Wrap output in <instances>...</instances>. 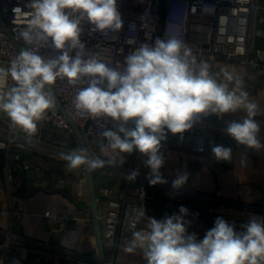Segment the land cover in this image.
I'll list each match as a JSON object with an SVG mask.
<instances>
[{
    "label": "clouds",
    "instance_id": "1",
    "mask_svg": "<svg viewBox=\"0 0 264 264\" xmlns=\"http://www.w3.org/2000/svg\"><path fill=\"white\" fill-rule=\"evenodd\" d=\"M26 6L32 12L21 36L31 47L22 49L9 67H0V112L7 114L12 128H19L29 139L53 105L46 86L66 78L73 85L88 81L74 98L77 114L110 120L113 127L102 133L106 147L121 154L135 150L145 155L151 185L167 183L160 172L165 163L162 141L169 133L182 137L209 115L223 118L244 112L242 120L228 122L223 131L238 145L264 148L255 119L264 111L249 98L242 77L227 68L212 73L210 65L198 62L183 41L173 37L157 38L151 45L142 43L130 49L122 68L85 53L80 39L85 22L91 31L102 35L123 28L117 0H29ZM13 12L22 14L19 7ZM129 27L134 29V25ZM127 42L134 43L131 39ZM49 44L58 54L40 55L39 49ZM9 77L14 81L11 87H7ZM197 150L203 151L202 142ZM211 152L217 161L232 159L229 147L215 145ZM63 159L70 169L85 167L88 171L116 162L115 157L105 160L82 149L63 154ZM138 174L133 171L128 178L134 180ZM187 179L186 173L178 174L172 187L181 188ZM145 214L144 209L138 210L136 220ZM188 215L189 210L181 206L178 214L161 220L149 217L146 229L134 231L123 250H141L147 264H264V218L251 217L238 232L234 222L217 217L214 227L198 241L195 234L187 232Z\"/></svg>",
    "mask_w": 264,
    "mask_h": 264
},
{
    "label": "crops",
    "instance_id": "2",
    "mask_svg": "<svg viewBox=\"0 0 264 264\" xmlns=\"http://www.w3.org/2000/svg\"><path fill=\"white\" fill-rule=\"evenodd\" d=\"M254 1L261 9L253 14L250 22L249 55L259 62V71L252 72L241 65L215 64L213 73L227 68L242 77V85L249 98L264 111V21L260 22V18L264 19V0ZM252 75L259 76L253 80ZM244 116L245 113L240 111L225 114L219 121L214 120L207 131V152L204 155L161 144L165 163L160 172L167 183L156 185L149 183L150 169L145 164V155L135 150L130 154H121L107 148L104 141L95 142L96 149L91 151V156L105 160L116 158L114 164L94 170L108 179L97 187L99 215L106 211L107 201L123 200L124 211L145 210V216L139 219V227L146 228L149 217L161 220L178 214L179 208L184 206L189 210L186 219L201 225L197 233L198 241L214 227L217 217L230 224L234 222L240 227V232L251 217L264 218V148L256 150L238 145L223 131L228 122L242 120ZM255 119L261 128L259 138L264 143V115ZM8 131L19 135V141L15 142L9 155L17 154L20 159L9 161L13 176L9 193L4 188L2 173L5 164L2 159L7 153L0 151V242L6 234H11L13 243L20 248L0 264H76L74 254L98 261L87 188L81 198L77 196L79 183L85 179L84 167L70 169L63 159V154L79 149L74 134L66 138L62 130L45 125L37 126L35 136L29 139L19 128H12L7 114L0 112V132L5 134ZM42 142L47 144L44 146L49 147L48 150L40 147ZM62 144H66L67 148L61 154L54 147L58 145L60 148ZM215 145L231 148L232 159L217 161L211 152ZM136 170L139 174L130 180L128 176ZM184 173L188 176L186 183L174 189L172 181L178 174ZM60 181H63L61 185ZM140 184H145L148 189L146 198L131 195ZM104 190L109 192L108 195L102 194ZM65 207L70 209L71 215L78 214L91 222L81 226L72 220H62V209ZM66 229L80 231L75 250L61 249L64 241H71L64 236ZM188 229L189 226L187 232ZM136 230L139 229L120 227L113 264H147L141 250L137 249L134 253L123 250ZM105 258L111 261V256L106 255Z\"/></svg>",
    "mask_w": 264,
    "mask_h": 264
},
{
    "label": "built area",
    "instance_id": "3",
    "mask_svg": "<svg viewBox=\"0 0 264 264\" xmlns=\"http://www.w3.org/2000/svg\"><path fill=\"white\" fill-rule=\"evenodd\" d=\"M29 0H0V16L4 22L0 24V67L7 68L10 62L19 55L16 49V42L21 49L31 47L26 45L22 39L21 32L27 27L32 9L26 5ZM118 11L123 20V28L118 33L102 35L91 31V25L85 22L82 27L81 41L85 44V53L95 54L97 59L109 64L112 67L123 66L124 57L133 47H138L142 43L152 44L157 38L166 40L177 38L183 41L197 61H205L210 65L213 73L215 64L241 65L249 68L252 72H258L260 64L249 55L250 22L253 14L261 8L254 0H117ZM21 8L22 14L13 12L14 8ZM264 19L260 18V22ZM130 25L134 29L130 30ZM11 33V39L7 35ZM131 39L133 44L127 41ZM39 54L45 57L55 56L58 53L49 44L39 49ZM74 55V52L72 53ZM87 58V56H86ZM259 75H252L253 80H257ZM88 81L84 80L78 84H69L67 79H57V81L47 86L60 100L67 115L79 128L83 135L84 142L90 153L96 149L95 142H106L102 133L105 128L113 127L107 118H84L77 114L74 106V98L80 88L86 87ZM14 81L9 77L7 87L13 86ZM54 101V100H53ZM214 120L220 118L209 115L202 118L194 127L186 131L182 137L180 134H168L167 139L162 141L163 145L180 150H186L198 155L207 152V131ZM51 125L58 130L65 132L66 138L73 136L71 126L62 116L54 102L38 126ZM0 151L6 152L2 159L5 161L3 172L4 188L7 192L11 191L13 182L12 170L9 167L10 160H19L17 154L9 155L15 142L19 141V135L15 131H8L5 134L0 132ZM203 151L197 150L201 145ZM42 145V144H39ZM54 148L64 153L66 144L60 148ZM1 161V160H0ZM63 181H60V185ZM86 190L85 179L79 183L77 196L81 198ZM106 190L102 194L108 195ZM148 189L145 184H140L131 195L137 198H146ZM125 202L109 200L106 203L105 212L100 216L101 231L105 256H111V261L106 264H113L118 246V233L121 226L130 227L135 222V229H146L139 227V220H136L137 209L124 211ZM47 216L49 214H46ZM61 219L64 221H74L77 225L86 226L90 219L82 216L71 215L70 209H62ZM236 226V231L240 232V227ZM201 230L198 222L190 223L188 234H195ZM80 231L66 229L65 238L71 239L69 243H63L61 249L75 250L76 239ZM20 246L12 241L11 234H6L5 239L0 242V263L6 257L16 253ZM67 252V251H66ZM76 264H99L98 261L81 254H74Z\"/></svg>",
    "mask_w": 264,
    "mask_h": 264
},
{
    "label": "water",
    "instance_id": "4",
    "mask_svg": "<svg viewBox=\"0 0 264 264\" xmlns=\"http://www.w3.org/2000/svg\"><path fill=\"white\" fill-rule=\"evenodd\" d=\"M0 24L3 26L4 22L0 16ZM7 35L11 39V33L7 32ZM14 45H16V49L19 51L22 50L20 45L16 42H13ZM46 90L49 92V94L53 98V102L57 109L60 111L62 116L65 117L66 121L71 126L72 132L74 136L76 137V141L79 145V149L85 150L89 155L90 151L88 147L86 146L83 135L79 128L74 124V122L69 118L67 115L65 109L63 108V105L60 103V100L57 98V96L46 86ZM91 156V155H90ZM84 176H85V182H86V188H87V194H88V200H89V206H90V213H91V220H92V229L95 239V246L97 249V257H98V263L99 264H106V258L104 253V247L103 246V239H102V231H101V222H100V215H99V207H98V191L97 187L101 186L102 181L108 182V179L106 176H104L101 172H94L88 171L87 168L84 167ZM34 255V254H33Z\"/></svg>",
    "mask_w": 264,
    "mask_h": 264
},
{
    "label": "rangeland",
    "instance_id": "5",
    "mask_svg": "<svg viewBox=\"0 0 264 264\" xmlns=\"http://www.w3.org/2000/svg\"><path fill=\"white\" fill-rule=\"evenodd\" d=\"M42 143H43V146H41V145H40V147H44L45 149H47V150H48V148H49V147H48V148H47V147H45V146H44V144H45V143H44V142H42ZM45 145H47V144H45ZM44 148H43V149H44Z\"/></svg>",
    "mask_w": 264,
    "mask_h": 264
}]
</instances>
